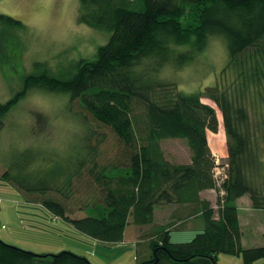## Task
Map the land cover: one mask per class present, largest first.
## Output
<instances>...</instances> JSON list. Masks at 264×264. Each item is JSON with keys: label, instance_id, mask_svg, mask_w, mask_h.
<instances>
[{"label": "trees", "instance_id": "16d2710c", "mask_svg": "<svg viewBox=\"0 0 264 264\" xmlns=\"http://www.w3.org/2000/svg\"><path fill=\"white\" fill-rule=\"evenodd\" d=\"M77 21L109 34L96 58L80 60L68 78L29 75L25 87L79 99L87 115L109 128L122 145L127 154L119 164L123 166L98 168L89 152L74 169L44 178L49 184L39 178L40 183H33L24 164L6 170L0 182L104 244L122 241L129 216L136 226L149 225L155 209L172 205L191 206L190 214L200 215L202 230L191 241L172 243L174 224H168L150 240L149 259L137 264H217L219 254L240 256L243 264H264V246L241 245L235 205L248 195L252 208L264 212V197L257 189L264 163V0H78ZM0 25L14 31L21 22L0 14ZM212 38L225 41L227 55L213 87L183 94L175 84L159 81L160 68L170 62L175 68L186 66ZM181 47L183 52L178 51ZM148 59L155 60L157 69L151 65L139 72ZM24 92L0 104V130L3 117ZM202 97L217 106L226 138L228 178L221 186L225 194L218 199L223 203L216 218L210 203L199 197L202 191L216 189L207 132L218 131L216 111ZM137 106L143 107L142 127L134 119ZM163 139L185 140L190 163L166 161L160 148ZM86 160L95 184L90 191L81 172ZM81 185L88 190L86 198L75 196ZM72 200L78 205L74 211L91 215L70 218ZM0 264L92 263L69 251L37 255L0 240Z\"/></svg>", "mask_w": 264, "mask_h": 264}, {"label": "rangeland", "instance_id": "374dc122", "mask_svg": "<svg viewBox=\"0 0 264 264\" xmlns=\"http://www.w3.org/2000/svg\"><path fill=\"white\" fill-rule=\"evenodd\" d=\"M0 14L21 22L20 29L14 31L3 30L6 26L0 25V104L10 101L17 93L25 90L24 95L11 106L2 120L0 175L10 168L24 164L33 183H40L36 179L39 178L43 183L49 184L50 177L58 175L60 171L74 169L78 162L89 157V152L94 154L89 160L93 159L98 168L113 167L116 164L119 166L127 155H123L125 150L109 128L87 115L79 99L70 101L65 93L41 87H25V79L29 75L50 73L55 77L68 78L74 73L80 60L96 58L98 48L106 44L109 34L78 23V0H0ZM184 50L182 47L178 48L179 52ZM154 59L144 61L139 72L147 71L151 65L156 68ZM226 61L225 41L212 38L205 51L189 64L175 68L170 62L160 68L157 78L164 84H175L183 94L203 92L215 85ZM202 102L213 107L218 118L217 133L207 132L208 146L224 157H215L210 150L215 167V160L227 163L222 117L210 99L202 97ZM134 116L135 120L138 119L136 124L142 127L145 121L142 106L135 108ZM160 148L169 163H190L185 140L163 139L160 141ZM88 161L81 172L86 188L90 191V187L95 184L87 174L91 166ZM262 168L263 176L257 189H261L264 197V163ZM113 174H117L115 170ZM85 185L74 191L76 197L86 198L88 190ZM211 194L216 218L223 203L218 199L223 198L225 193L223 189L216 188ZM31 198H36V195L32 194ZM0 199V240L4 244L37 255H56L69 251L87 256L92 264H99L95 258L105 264V260L95 254L85 235L54 219L40 204L30 201L26 194L0 182ZM72 201L69 210L78 208L76 202ZM249 202V196L245 195L235 203L241 225V245L245 249L264 246V212L254 210ZM190 208L192 207L189 206L187 211L181 213L184 216L179 224L181 226L175 225L177 220L173 217L177 215L173 214L172 209L162 213V217L173 214L168 220L169 224L175 225L170 232L172 243H187L201 232L202 221L190 214ZM74 210L70 213V218L79 219L91 215L87 211ZM128 221L130 226H136L132 224L130 216ZM140 246V249H144L145 243ZM130 254L131 252L123 253L117 259L119 264H128L132 258ZM140 255L143 259H149L143 253ZM216 262L243 264L240 256L224 254H219Z\"/></svg>", "mask_w": 264, "mask_h": 264}, {"label": "crops", "instance_id": "0c3cea01", "mask_svg": "<svg viewBox=\"0 0 264 264\" xmlns=\"http://www.w3.org/2000/svg\"><path fill=\"white\" fill-rule=\"evenodd\" d=\"M210 150L212 151L214 156L218 155V157H221V159L222 158L224 159V157L222 155H220L217 151H214L211 147H210ZM215 157H217V156H215ZM212 191L213 190H205V191H202L199 193L200 199L209 202L211 207H212V199H211L212 198V194H211ZM243 197H241L240 199H242ZM240 199H238L237 201H239ZM249 203L251 206V201ZM170 209H172L173 214L177 215V216L173 217L175 220H177L175 225H179L180 222L184 219V216H182L181 213H183L184 211H187L188 207L187 206H178V205L165 206L162 208L155 209L154 214H153V222L151 224L144 225V226H130V224H129L128 226H126L124 234H123V239L119 243L104 244V243H101L99 241H95V240H93L87 236H86L87 237L86 239L90 241V244H92L91 246L96 252L95 254L99 255L103 260H105V264H109V263L119 264V260H117V259L120 258V256L123 253L131 252V254H132L133 249H135L134 254H132V258H131L130 262H128V264H137V262L144 260L143 257L140 255V253H143L145 256L150 257V255H151L150 240L153 237H155V235L159 231H161L163 228H165L169 224L168 220H170L172 218L173 214L171 213L170 217H168L166 215L162 217V213H164L165 211H168ZM195 216H197V218H199L201 220L199 214H196ZM54 219L61 221L62 223H65L64 221H62L61 219H59L57 217H54ZM238 219H239V217H238ZM183 222H185V221H183ZM65 225L71 227L67 223H65ZM179 226H181V225H179ZM202 227H203V224H202ZM240 229H241V225H240ZM143 235H145V237ZM141 238H144L143 240H146V241L143 242ZM141 243H145L144 249H140ZM95 260L99 264H104L102 261H100L96 258H95Z\"/></svg>", "mask_w": 264, "mask_h": 264}, {"label": "built area", "instance_id": "2783aa9c", "mask_svg": "<svg viewBox=\"0 0 264 264\" xmlns=\"http://www.w3.org/2000/svg\"><path fill=\"white\" fill-rule=\"evenodd\" d=\"M226 168L228 169L227 164H223V163L219 162V160H215V167H214V171H213V176L215 179L216 188H218V189H221V186L223 185V183L228 178ZM1 202H2V200L0 199V206H1Z\"/></svg>", "mask_w": 264, "mask_h": 264}]
</instances>
